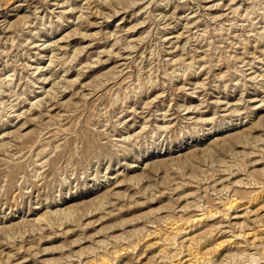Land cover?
Masks as SVG:
<instances>
[{
  "label": "rangeland",
  "instance_id": "rangeland-1",
  "mask_svg": "<svg viewBox=\"0 0 264 264\" xmlns=\"http://www.w3.org/2000/svg\"><path fill=\"white\" fill-rule=\"evenodd\" d=\"M0 264H264V0H0Z\"/></svg>",
  "mask_w": 264,
  "mask_h": 264
}]
</instances>
